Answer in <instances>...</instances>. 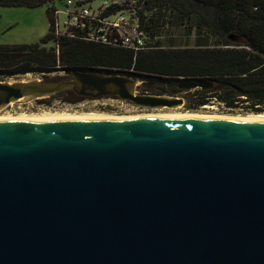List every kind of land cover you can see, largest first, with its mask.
<instances>
[{"label":"water","instance_id":"obj_1","mask_svg":"<svg viewBox=\"0 0 264 264\" xmlns=\"http://www.w3.org/2000/svg\"><path fill=\"white\" fill-rule=\"evenodd\" d=\"M64 74L0 80V109L68 90L140 108L183 103L136 92L159 79ZM0 264H264V120L1 121Z\"/></svg>","mask_w":264,"mask_h":264},{"label":"trees","instance_id":"obj_2","mask_svg":"<svg viewBox=\"0 0 264 264\" xmlns=\"http://www.w3.org/2000/svg\"><path fill=\"white\" fill-rule=\"evenodd\" d=\"M211 18L184 0H144L137 16L148 48L134 51L86 39L84 32L53 34L54 0H0L1 7L46 6L48 31L37 43H0V80L28 74L48 78L61 70L106 71L166 83L147 86L163 94L183 93L188 111L217 102L228 110L264 113V0H193ZM180 79L214 81L208 89L179 90ZM46 99V98H45ZM47 99L75 103L63 91ZM43 100V99H41Z\"/></svg>","mask_w":264,"mask_h":264},{"label":"rangeland","instance_id":"obj_3","mask_svg":"<svg viewBox=\"0 0 264 264\" xmlns=\"http://www.w3.org/2000/svg\"><path fill=\"white\" fill-rule=\"evenodd\" d=\"M191 5L195 10L204 12L207 18H211L212 10L205 9L194 3L193 0H184ZM99 0H92V3H97ZM49 7L54 6L60 12L64 6L62 0H54ZM46 6L38 8H14L0 6V42L4 40L12 41L11 43H25L33 44L39 40L48 31V21L45 14ZM18 13V14H16ZM60 22L62 21V14L59 15ZM18 23L17 28H11V24ZM17 40V41H16ZM3 44V43H1ZM64 71L55 72L48 76L49 79L59 78L64 76ZM25 78H39L42 76L28 74L23 77H11L9 79H1L7 81L22 80ZM183 103L175 107H162L157 109L140 108L126 102L112 100L107 97L100 99H91L89 97H82L83 99L75 103H66L57 99H38V100H22L11 103L0 109V114H13L16 116H37L42 114H111V115H137L148 113H164V112H187V101L185 95L182 93ZM181 97V96H179ZM191 112V111H190ZM193 112L212 113V114H238L245 115L243 108L235 110H228L217 102H210L207 105L199 107ZM254 114V113H247ZM264 114V113H260Z\"/></svg>","mask_w":264,"mask_h":264},{"label":"built area","instance_id":"obj_4","mask_svg":"<svg viewBox=\"0 0 264 264\" xmlns=\"http://www.w3.org/2000/svg\"><path fill=\"white\" fill-rule=\"evenodd\" d=\"M143 1L99 0L97 3H92V0H62L64 8L61 12L53 6V34L63 36L79 31L84 32L86 39L92 42L119 43L134 51L146 49L148 45L136 11L137 3H140L139 7H141Z\"/></svg>","mask_w":264,"mask_h":264},{"label":"bare ground","instance_id":"obj_5","mask_svg":"<svg viewBox=\"0 0 264 264\" xmlns=\"http://www.w3.org/2000/svg\"><path fill=\"white\" fill-rule=\"evenodd\" d=\"M28 78H25V80ZM206 116L209 118H224V119H252L264 120V114H212L200 112H164V113H148L137 115H111V114H70V113H55V114H42L37 116H16L13 114H0L1 121H29V120H51V119H159V118H184V117H197Z\"/></svg>","mask_w":264,"mask_h":264},{"label":"flooded vegetation","instance_id":"obj_6","mask_svg":"<svg viewBox=\"0 0 264 264\" xmlns=\"http://www.w3.org/2000/svg\"><path fill=\"white\" fill-rule=\"evenodd\" d=\"M141 85H139L138 87H137V93H142V94H150V95H161V96H171V97H177V98H181V99H183V97L184 96H182V93H170V94H163L162 92H161V90H159V89H150V90H147V91H142L139 87H140ZM179 96H181V97H179ZM108 98V97H107ZM127 103V102H126ZM128 104H130V103H128ZM132 105V104H131ZM154 109H157V108H154Z\"/></svg>","mask_w":264,"mask_h":264},{"label":"crops","instance_id":"obj_7","mask_svg":"<svg viewBox=\"0 0 264 264\" xmlns=\"http://www.w3.org/2000/svg\"><path fill=\"white\" fill-rule=\"evenodd\" d=\"M16 14H18V13H16ZM11 28H17L18 27V23H14V24H11V26H10ZM17 41V40H16ZM12 41H8V40H4V41H2V42H0V43H3V44H15V43H11Z\"/></svg>","mask_w":264,"mask_h":264}]
</instances>
